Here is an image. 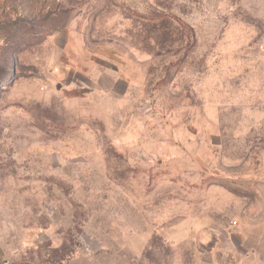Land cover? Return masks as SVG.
<instances>
[{
  "label": "rangeland",
  "instance_id": "rangeland-1",
  "mask_svg": "<svg viewBox=\"0 0 264 264\" xmlns=\"http://www.w3.org/2000/svg\"><path fill=\"white\" fill-rule=\"evenodd\" d=\"M236 254H264V0H0V264Z\"/></svg>",
  "mask_w": 264,
  "mask_h": 264
},
{
  "label": "crops",
  "instance_id": "crops-1",
  "mask_svg": "<svg viewBox=\"0 0 264 264\" xmlns=\"http://www.w3.org/2000/svg\"><path fill=\"white\" fill-rule=\"evenodd\" d=\"M252 257L258 258L260 262H264V254H259L258 256L256 255H249V254H236L235 255V261L236 264H246L247 262L252 261Z\"/></svg>",
  "mask_w": 264,
  "mask_h": 264
}]
</instances>
